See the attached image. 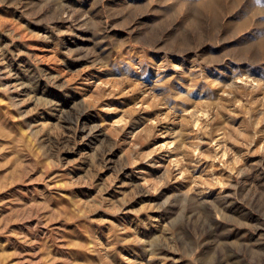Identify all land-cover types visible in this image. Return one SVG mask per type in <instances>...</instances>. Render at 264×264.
Instances as JSON below:
<instances>
[{"label": "rangeland", "instance_id": "rangeland-1", "mask_svg": "<svg viewBox=\"0 0 264 264\" xmlns=\"http://www.w3.org/2000/svg\"><path fill=\"white\" fill-rule=\"evenodd\" d=\"M0 264H264V0H0Z\"/></svg>", "mask_w": 264, "mask_h": 264}]
</instances>
